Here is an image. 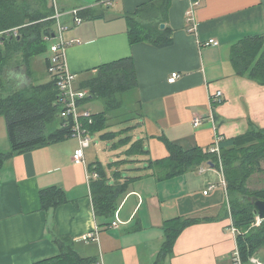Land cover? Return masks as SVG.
Segmentation results:
<instances>
[{
  "label": "crops",
  "instance_id": "0c3cea01",
  "mask_svg": "<svg viewBox=\"0 0 264 264\" xmlns=\"http://www.w3.org/2000/svg\"><path fill=\"white\" fill-rule=\"evenodd\" d=\"M161 1L57 0L60 23L66 25L64 18L69 22L63 37L70 43L66 62L77 90L102 65L133 59L138 86L131 92L138 112L132 117V137L144 140L149 154L134 158V164L110 169L111 163L125 159L127 148L113 150L101 141L105 160L112 158L108 166L90 153L91 144L85 150V163L75 164L79 141L71 137L2 160L0 264H40L58 257L57 239L73 242L81 257L102 258L104 264H157L165 225L180 217L213 220L183 231L172 254L160 264H233L236 234L222 169L204 165L164 179L163 169L145 167L148 161L169 157L164 138L185 149H211L216 135L227 141L252 127L264 130V86L239 75L230 59L231 47L239 40L264 35V0H199L193 13L194 0H171L165 26L172 29V46L132 45L126 16ZM82 13L86 18L75 24ZM193 25L196 32L190 31ZM210 40L219 44L207 45ZM174 73L180 77L170 83ZM217 91L223 96L215 105L213 122L210 99ZM95 101L99 100L80 104V110L102 113L105 106L92 112ZM118 113L109 124L127 115ZM197 117L202 119L198 127ZM10 151L6 120L0 117V154ZM96 162L107 169L111 183L113 169L122 170L124 177H141L128 185L110 221L98 219L94 212L91 183L98 176L89 166ZM54 187L66 193L68 202L46 210L41 192ZM96 230L94 240H82Z\"/></svg>",
  "mask_w": 264,
  "mask_h": 264
},
{
  "label": "trees",
  "instance_id": "16d2710c",
  "mask_svg": "<svg viewBox=\"0 0 264 264\" xmlns=\"http://www.w3.org/2000/svg\"><path fill=\"white\" fill-rule=\"evenodd\" d=\"M170 4L171 0H163L142 6L135 14L126 16L132 45L149 43L157 48L172 46V29L167 26L161 28L167 22ZM54 14V7L49 0H0V117L6 120L11 147L10 153L0 154V162L14 154L33 151L73 137L75 123L71 115H66L54 77L45 84L32 81L23 85L11 77L18 62L25 67L27 76L33 79L32 60L46 53L49 42L54 39L57 24ZM80 17L85 19L86 15L82 13ZM15 29L17 35L12 34ZM49 59L50 57L45 63L47 71ZM230 59L239 75L247 76L264 86V35L239 40L231 47ZM137 86L134 61L132 58H124L102 65L95 75L79 87V90L88 91V96L80 104L99 100L105 106L102 113L92 115V123L85 121L91 138L99 134L101 141L113 143V150L127 148L124 152L125 159L111 163L110 169L134 164L137 162L134 158L149 154L144 140L134 141L130 135L135 126L117 132L107 131L113 113L124 104V95L134 91ZM60 114H64L65 118L54 131L50 130L58 122ZM133 115L137 116V112ZM163 140L169 157L161 161H148L145 170L163 169L166 171L164 179H168L196 171L204 165L222 169L232 226L237 230L236 244L240 260L242 264H248L252 259L258 258L264 264V219L260 225H256L257 213L253 204L254 199H264V186L260 189L250 188L254 175L262 174L264 177V130L252 127L245 135L232 140H221L220 157L210 149H185L168 139ZM89 168L98 176L91 183L95 215L98 219L110 221L115 216L120 198L127 191L128 185L141 177H124L122 170L113 169L115 182L111 183L107 169L100 162ZM121 181L123 183L118 185L117 182ZM41 200L46 210L68 202L66 193L55 187L42 191ZM212 220L180 217L168 221L157 264L172 254L183 231ZM56 241L61 248L60 255L40 264H89L95 261L81 257L73 242L60 239Z\"/></svg>",
  "mask_w": 264,
  "mask_h": 264
},
{
  "label": "built area",
  "instance_id": "2783aa9c",
  "mask_svg": "<svg viewBox=\"0 0 264 264\" xmlns=\"http://www.w3.org/2000/svg\"><path fill=\"white\" fill-rule=\"evenodd\" d=\"M52 7H54V16L53 18L56 20V32L54 34V39H57V43L51 46V52L52 55L50 56L49 61V67L48 71L51 74L52 77H54L57 81L58 88L61 93V102L64 105L66 109V115H71L74 120V134L73 137H76L79 141V148L75 152L73 161L75 164H84L85 163V150L90 146L92 142V138L90 134L88 133V130L85 127V121H89V123H92V114L88 111H81L80 110V101L84 100L88 96V92L86 91H80L77 90L75 87V76L72 75L67 67L66 62V48L70 44L65 41L64 39V33L68 30L67 27L63 26L60 23V18L62 16V13L59 10L57 0H49ZM199 0H194L192 2V8L191 13L194 12V8L196 5H199ZM77 12L75 11L74 14ZM82 22L81 17H77L75 20V24H80ZM192 32H196V26L193 25L190 29ZM12 34L17 35V30H12ZM1 35V34H0ZM75 42V41H74ZM79 43V41H76ZM219 42L215 40H210L207 45H213L217 46ZM180 77L179 74L174 73L172 77L169 79L170 83H174L178 78ZM222 96L223 93L221 91H217L210 99V115L209 117L214 122V111H215V105L220 104L222 102ZM202 124V119L197 117L194 119V125L196 127L200 126ZM222 138L219 135H216L214 139V143L211 147V152L217 153L220 157V142ZM220 159V158H219ZM220 166L222 165L221 160ZM261 219L259 215H257L256 225H260ZM114 227L118 226L117 222L113 223ZM232 232L234 234H237V230L232 227ZM98 234V230H96L94 233L85 235L82 240L89 242L95 239V236ZM251 262L253 264H263L259 259H252ZM89 264H104L103 259L99 258L95 261H92ZM233 264H242L240 260V256L238 253V250L235 251L233 255Z\"/></svg>",
  "mask_w": 264,
  "mask_h": 264
},
{
  "label": "rangeland",
  "instance_id": "374dc122",
  "mask_svg": "<svg viewBox=\"0 0 264 264\" xmlns=\"http://www.w3.org/2000/svg\"><path fill=\"white\" fill-rule=\"evenodd\" d=\"M62 22L64 25L66 24L65 25L66 27H67V24H69V22L66 21L65 18L63 19ZM55 29H57V27H55ZM57 42H58L57 39H53L52 41H50L48 44V46H49L48 51L41 56L35 57L32 60L31 72H32L33 79H30L27 76L25 67L22 65H19L18 62L15 64L16 67L11 72L12 79H17L18 84H20V85L29 84V83H32V81H34L36 84L48 83L49 80L51 79V74H49V72L47 71L45 63H46V59L49 58L50 55H52V52L50 50L51 46L56 44ZM125 95H124V104H122V106L117 109L118 111L113 113V115H115L118 112H119L118 114L122 115L124 113H127V115L124 116L123 121H121V120H118L119 122H113L112 121L109 124V129L107 131L116 132V131H120L121 129H126L127 127L135 126V121L132 120V117L134 116L133 115L134 112H138L136 109L137 103L135 102V93L129 92V93H126ZM93 107H94V109L92 110V112H94V113H98L99 112L98 109L100 111L104 110V105L100 101H95L93 104ZM131 114H132V116H129ZM64 118H65L64 114H60V118H59L60 121L58 120V122L56 123V126H59L60 125L59 123ZM130 135L134 136V131L130 132ZM112 144H113L112 142H109V143L106 142L104 145L111 146ZM102 145L103 144L99 138V135H96V136L92 137L91 148L89 151H90V153L92 152L96 156L95 157L96 159L98 157L99 161L104 163V165L108 166L106 163L108 160L110 162V160L112 158L105 160V154H104V151L102 149ZM263 186H264L263 175L262 174L254 175L252 177L251 182H250V188L251 189H260ZM248 264H253V263L250 262Z\"/></svg>",
  "mask_w": 264,
  "mask_h": 264
},
{
  "label": "water",
  "instance_id": "95a60500",
  "mask_svg": "<svg viewBox=\"0 0 264 264\" xmlns=\"http://www.w3.org/2000/svg\"><path fill=\"white\" fill-rule=\"evenodd\" d=\"M161 28L164 29L165 25L163 24ZM211 166L214 167L213 165ZM253 204L257 215H259L261 219H264V199H254Z\"/></svg>",
  "mask_w": 264,
  "mask_h": 264
},
{
  "label": "bare ground",
  "instance_id": "6f19581e",
  "mask_svg": "<svg viewBox=\"0 0 264 264\" xmlns=\"http://www.w3.org/2000/svg\"><path fill=\"white\" fill-rule=\"evenodd\" d=\"M217 168V167H216Z\"/></svg>",
  "mask_w": 264,
  "mask_h": 264
}]
</instances>
